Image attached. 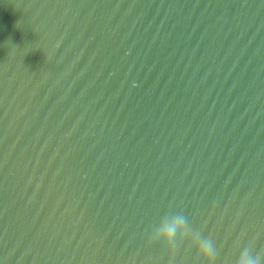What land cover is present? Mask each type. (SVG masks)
Wrapping results in <instances>:
<instances>
[{
    "label": "water",
    "instance_id": "1",
    "mask_svg": "<svg viewBox=\"0 0 264 264\" xmlns=\"http://www.w3.org/2000/svg\"><path fill=\"white\" fill-rule=\"evenodd\" d=\"M264 255V0H0V264Z\"/></svg>",
    "mask_w": 264,
    "mask_h": 264
},
{
    "label": "clouds",
    "instance_id": "2",
    "mask_svg": "<svg viewBox=\"0 0 264 264\" xmlns=\"http://www.w3.org/2000/svg\"><path fill=\"white\" fill-rule=\"evenodd\" d=\"M178 237L191 243L203 264H215L217 251L213 240L190 230L183 215L175 214L164 219L151 230L148 239L164 244L174 252ZM235 264H264V255L253 254L250 248L244 247L240 250Z\"/></svg>",
    "mask_w": 264,
    "mask_h": 264
}]
</instances>
